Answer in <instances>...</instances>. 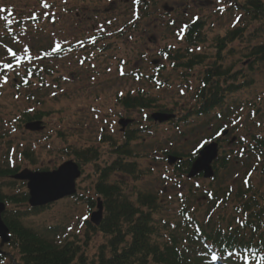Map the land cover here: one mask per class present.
<instances>
[{
	"label": "rangeland",
	"instance_id": "rangeland-1",
	"mask_svg": "<svg viewBox=\"0 0 264 264\" xmlns=\"http://www.w3.org/2000/svg\"><path fill=\"white\" fill-rule=\"evenodd\" d=\"M246 1L213 0L209 4L205 0H147L149 6L141 9L142 18L136 20L133 0H0V9L12 11L14 21L27 22L16 39L0 42V64L13 57L9 49L18 56L38 57L42 51L55 50L59 45L67 53L58 59L35 62L46 65L51 72L44 82L17 87L20 82L14 81L15 75L0 78V169L53 172L68 161L81 162L75 156L77 152L92 150L99 155L97 161L83 166L77 181V195L83 200L65 198L45 207L38 215L24 218L25 227L36 231L52 228L61 237L78 241L88 264H101L102 257L109 258L110 238L88 230L87 198H98L95 186L99 173L117 159V147L125 144L118 124L121 119L130 120L129 128L137 131L138 139L129 149L133 157L128 161L137 163L138 174L116 175L112 181L122 184L124 193L133 199L140 192L156 195L162 210L155 220L163 230L165 220L177 219L190 192L196 193L191 197V212L205 215L211 210L212 214L230 217L231 205L215 208L214 202L204 198L211 187L237 189L248 178L264 186V175L257 172L264 160L244 155L237 158L238 151L247 147L252 137L264 135V62L255 64V56H251L256 47L264 45V18L252 20L245 15L240 6ZM41 2L50 7L45 8ZM165 7L173 8V12H164ZM193 16L206 23L205 41L193 49L201 55L203 64L190 72L173 69L172 59L162 53L168 47L185 48L181 23ZM1 17L0 12V35H5ZM244 27L245 35L230 43L229 31ZM106 30L115 36L96 49L69 52ZM122 31L124 35L119 36ZM221 46L226 51L219 60ZM106 47L110 48L108 52H98ZM155 61L166 67L157 84L146 78L155 75ZM217 67L222 73L238 74L237 85L245 83L246 78L253 84L227 95L224 106L214 113L183 121L198 108L196 93L205 73ZM137 74L140 76L135 77ZM143 91L156 100L154 109L128 112L121 107L120 97ZM255 110H259L257 116L252 114ZM36 113L46 114L41 119L44 127L40 132L27 131L24 114ZM155 113L174 114L175 119L150 121ZM222 128H227L228 134L221 137L219 151L230 163L220 172L218 181L200 177L190 180L168 164L166 158L172 153L187 157L198 146L218 138ZM234 137L238 143L230 144ZM101 139L109 141L102 143ZM12 181L16 182L0 178L4 195L18 197L28 192L23 182ZM10 209L27 212L30 207L25 203L11 205ZM0 251L7 256L0 257V264H22L16 250L5 246Z\"/></svg>",
	"mask_w": 264,
	"mask_h": 264
},
{
	"label": "trees",
	"instance_id": "trees-1",
	"mask_svg": "<svg viewBox=\"0 0 264 264\" xmlns=\"http://www.w3.org/2000/svg\"><path fill=\"white\" fill-rule=\"evenodd\" d=\"M245 7L248 17L252 20L264 18V1L248 0ZM204 27L203 24L198 23L189 29L185 39L188 47L195 48L205 41ZM246 30L244 28L230 31L227 35L230 43L244 36ZM224 48L226 47L220 48L219 60L222 59L221 52ZM180 52L182 51L169 52L174 56L171 59L176 62L174 69L182 68L190 72L203 64L201 55L195 54L194 51L191 53L187 51L184 54ZM251 56H255V64L264 62V45L256 47ZM47 57L49 55L45 56ZM253 65L251 64V68ZM43 68L45 70L38 68L31 78L43 80L48 74L46 67ZM221 80L232 83L222 85ZM237 81L238 75L222 73L219 67L209 69L204 75L203 87L198 91L199 104L193 115L197 117L209 115L215 109L224 106L227 95L253 84L248 78L243 84L237 85ZM119 102L128 111L150 110L155 104L154 99L141 92L136 96L122 97ZM45 115L24 114V120L25 118L26 122L41 120ZM125 138V144L117 147L115 152L117 159L100 171L95 186L96 195L101 197L104 204V220L98 228L88 222L89 231L100 232L110 238V256L109 258L101 256V264H264V186L256 185L253 179L248 178V181L237 189L219 186L210 188L204 198L208 202H214L215 205L220 203L218 208L226 209L231 205L230 217L223 213L211 214V210L205 215L198 211L191 212V197L196 193L190 192V196H187L183 202L184 208L177 219L165 220L166 226L163 230L155 220V216L162 210L156 195L140 192L133 199L124 193L122 184L112 181L113 176L116 175L136 177L138 174L137 163L128 161L133 157L129 149L137 140V135L129 131ZM252 138L247 151L239 152L237 158L241 159L240 156L244 153V156L264 160V135H256ZM174 155L184 159L183 163L177 165L181 174L189 173L197 156L186 157L178 152ZM76 156L79 161L86 164L99 159V155L92 150L77 152ZM229 161L225 155L214 164L213 182L219 180L220 172L228 168ZM19 170L20 167L0 169V178L11 179ZM257 172L260 176L264 175V163L259 166ZM12 183L16 182L12 181ZM79 199L83 200L82 197ZM27 200V194L18 197L8 196L0 189L1 202L15 205L24 204ZM87 203L91 208L96 206L95 200L91 198H87ZM41 212L42 209H30L27 212L11 209L3 216L12 233L10 246L19 253L22 264H88L78 241L65 240L59 243L54 239L57 233H54L53 229L36 231L23 225L24 218ZM221 214L224 216L221 217ZM214 255L219 256V262H212Z\"/></svg>",
	"mask_w": 264,
	"mask_h": 264
},
{
	"label": "water",
	"instance_id": "water-1",
	"mask_svg": "<svg viewBox=\"0 0 264 264\" xmlns=\"http://www.w3.org/2000/svg\"><path fill=\"white\" fill-rule=\"evenodd\" d=\"M156 121L166 122L172 116L164 114H156L153 116ZM30 131L42 130L41 123H32L27 126ZM217 145L212 144L201 152V157L194 164L190 177H194L202 171H205V177H212L213 171L211 164L217 159ZM80 177L79 168L73 162L64 164L59 170L50 173H33L28 170L20 173L15 177L16 180L28 181V189L30 191V205L32 207L45 206L55 203L65 197L75 195L76 180ZM5 211V205L0 203V238L3 242H8L7 237L9 230L4 225L2 214ZM103 205L98 203V212L92 216V221L99 225L102 221Z\"/></svg>",
	"mask_w": 264,
	"mask_h": 264
},
{
	"label": "snow or ice",
	"instance_id": "snow-or-ice-1",
	"mask_svg": "<svg viewBox=\"0 0 264 264\" xmlns=\"http://www.w3.org/2000/svg\"><path fill=\"white\" fill-rule=\"evenodd\" d=\"M136 2L139 3V0H136ZM43 6H44L45 8L50 7V5H48L47 3H44ZM59 48H60V46L57 45L56 50L59 51ZM8 51L11 52V54H12L13 56L16 55V53H15V52H12L11 49H9ZM24 51L27 52L28 49H24ZM35 58H39V57H35ZM31 59H33V57H32V56H29V60H31ZM4 67H5V68H9L10 65H9V64H5ZM5 82H6V80H5ZM212 259H213V260H216V259H218V257L214 255V256H212Z\"/></svg>",
	"mask_w": 264,
	"mask_h": 264
},
{
	"label": "flooded vegetation",
	"instance_id": "flooded-vegetation-1",
	"mask_svg": "<svg viewBox=\"0 0 264 264\" xmlns=\"http://www.w3.org/2000/svg\"><path fill=\"white\" fill-rule=\"evenodd\" d=\"M205 1H206V3L211 4V2H212L213 0H205Z\"/></svg>",
	"mask_w": 264,
	"mask_h": 264
}]
</instances>
